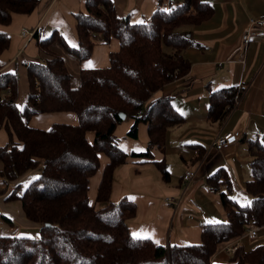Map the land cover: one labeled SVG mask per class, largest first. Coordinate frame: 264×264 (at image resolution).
Here are the masks:
<instances>
[{"label":"trees","instance_id":"obj_1","mask_svg":"<svg viewBox=\"0 0 264 264\" xmlns=\"http://www.w3.org/2000/svg\"><path fill=\"white\" fill-rule=\"evenodd\" d=\"M38 3L0 0V24L11 23L14 13H32ZM85 8L75 15L77 46L57 32L46 39L34 33L39 47L52 57L26 63L29 89L22 108L17 105V73L2 70L1 54L11 37L0 31V128L9 136L0 147V195L12 185L6 199L21 200L27 218L40 226L38 237L0 236V264H264V243L249 250L238 247L226 263L212 261L219 245L264 225V143L258 138L248 141L252 178L245 190L250 201L240 205L231 196L223 169L211 176L208 183L220 191L227 218L203 223L198 244L161 245L151 238H134L128 221L136 216L137 205L128 197L118 202L110 197L115 170L129 156L118 144L116 127L133 119L129 134L136 137L138 124H147V151L132 153L142 157L152 147L163 148L168 128L185 120L172 97L155 94L188 75L191 63L182 51L195 43L184 28L208 20L213 7L204 0H158L151 17L138 23L119 18L111 0H86ZM97 36L118 39L120 48L111 53L109 67L82 69L80 85L73 88L64 59L49 46L58 41L84 61ZM246 88L243 84L211 92L208 119L223 121ZM63 111L75 113L78 123H55L47 130L30 125L35 115ZM88 132L94 135L92 142ZM100 153L109 162L93 205L88 191L100 168ZM157 164L167 179L165 162ZM40 166V174L26 186L12 184ZM223 186L226 191H221Z\"/></svg>","mask_w":264,"mask_h":264},{"label":"crops","instance_id":"obj_2","mask_svg":"<svg viewBox=\"0 0 264 264\" xmlns=\"http://www.w3.org/2000/svg\"><path fill=\"white\" fill-rule=\"evenodd\" d=\"M119 18L138 23L151 17L158 0H111ZM213 7L212 16L198 26H185L192 33L194 45L182 54L190 63L185 78L177 79L155 94L170 96L175 109L184 117L180 124L168 128L163 148L152 147L148 156H132L147 151L149 134L146 123H139L137 136H131L133 119L121 122L115 129L120 148L129 156L114 173L111 201L128 197L137 205L136 216L128 221L131 233L137 237L151 238L161 245H186L201 242V225L205 222L226 220L219 190L213 189L208 179L224 170L231 184V196L240 204L250 201L245 183L252 178V155L248 141L258 138L264 143V37H254L248 45L242 42L250 19L264 14V0H204ZM86 0H39L30 14H13L11 23L0 24V31L10 35L9 47L1 54L2 70L16 72L19 92L17 105L22 108L27 100L28 77L26 63L48 60L51 55L37 44L34 33L42 39L53 32L59 33L70 46L78 45V12H86ZM28 33L27 36L23 33ZM91 56L80 61L58 41L49 50L64 59L71 74V85H80L82 69L107 68L110 55L120 48L118 39L104 41L97 36ZM247 85L243 95L235 102L229 115L219 122L207 117L211 92L223 88ZM55 123L76 125L73 112L38 114L30 125L47 130ZM233 132L238 142L222 150L212 147L219 134ZM93 133L87 138L93 141ZM9 140L5 128H0V147ZM100 168L90 180L88 198L96 203L103 168L109 159L99 154ZM164 161L169 177L165 179L157 163ZM0 162V170L2 169ZM195 177L185 182L188 170ZM42 170L38 167L26 172L16 182L23 187L36 178ZM226 191V186L221 188ZM12 192L8 188L0 195V236L38 237L39 224L28 219L19 199L7 200ZM22 192L19 191V194ZM168 197L179 201L173 206ZM219 245L212 261L228 262L233 253L225 250L228 243ZM264 243V225L257 228V237L240 238V247L249 250ZM250 264V263H246Z\"/></svg>","mask_w":264,"mask_h":264},{"label":"built area","instance_id":"obj_3","mask_svg":"<svg viewBox=\"0 0 264 264\" xmlns=\"http://www.w3.org/2000/svg\"><path fill=\"white\" fill-rule=\"evenodd\" d=\"M23 35L27 36L28 33H23ZM254 37H264V14H261L257 17L250 19L249 25L242 35V42L244 45H248ZM238 137L233 132H227L223 134H219L215 137L212 147L215 150H222L228 147L231 144L238 142ZM195 177L194 170H188L183 176V180L185 182L191 181ZM167 202L173 206L178 205L179 201L173 197H168ZM242 237H248L249 239H255L257 237V228H251L247 230L246 233ZM241 238V237H240ZM240 238L232 243H228L225 246V250L229 253H234L235 250L240 247Z\"/></svg>","mask_w":264,"mask_h":264},{"label":"water","instance_id":"obj_4","mask_svg":"<svg viewBox=\"0 0 264 264\" xmlns=\"http://www.w3.org/2000/svg\"><path fill=\"white\" fill-rule=\"evenodd\" d=\"M122 119H125L126 115L125 114H121L120 115Z\"/></svg>","mask_w":264,"mask_h":264},{"label":"snow or ice","instance_id":"obj_5","mask_svg":"<svg viewBox=\"0 0 264 264\" xmlns=\"http://www.w3.org/2000/svg\"><path fill=\"white\" fill-rule=\"evenodd\" d=\"M134 238H139V237H137L136 234H134Z\"/></svg>","mask_w":264,"mask_h":264}]
</instances>
